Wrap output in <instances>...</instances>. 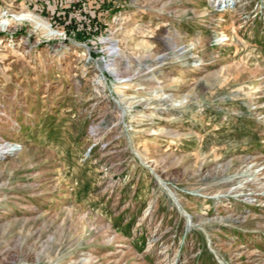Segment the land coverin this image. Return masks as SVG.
Wrapping results in <instances>:
<instances>
[{
  "label": "rangeland",
  "instance_id": "rangeland-1",
  "mask_svg": "<svg viewBox=\"0 0 264 264\" xmlns=\"http://www.w3.org/2000/svg\"><path fill=\"white\" fill-rule=\"evenodd\" d=\"M25 13L57 35L0 31V264H264V0Z\"/></svg>",
  "mask_w": 264,
  "mask_h": 264
},
{
  "label": "bare ground",
  "instance_id": "bare-ground-1",
  "mask_svg": "<svg viewBox=\"0 0 264 264\" xmlns=\"http://www.w3.org/2000/svg\"><path fill=\"white\" fill-rule=\"evenodd\" d=\"M9 17L11 18H2V20L0 21V31H7V29L11 26L13 20L15 19H26L28 20L30 23L33 24L35 29L40 28L42 25H45L48 29V33H47V37L48 38H52L55 37L57 35V32H55L53 29L50 28L49 24L47 22H44L43 20H41L38 16L31 14V13H25L21 16H15V15H9ZM123 89H127L125 86L123 87ZM17 150V148H13L12 149Z\"/></svg>",
  "mask_w": 264,
  "mask_h": 264
}]
</instances>
